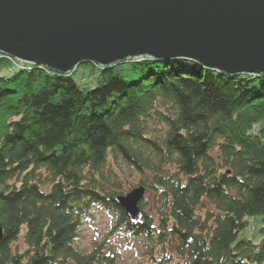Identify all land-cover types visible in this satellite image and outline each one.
<instances>
[{
  "label": "trees",
  "instance_id": "16d2710c",
  "mask_svg": "<svg viewBox=\"0 0 264 264\" xmlns=\"http://www.w3.org/2000/svg\"><path fill=\"white\" fill-rule=\"evenodd\" d=\"M9 62L0 55V264H116L105 250L117 234L148 243L147 264H264V73L183 58L65 74ZM118 158L160 199L157 225L116 204L126 191L107 169ZM95 208L113 225L82 252ZM257 227L259 243L245 235ZM20 236L26 249L13 250Z\"/></svg>",
  "mask_w": 264,
  "mask_h": 264
},
{
  "label": "water",
  "instance_id": "95a60500",
  "mask_svg": "<svg viewBox=\"0 0 264 264\" xmlns=\"http://www.w3.org/2000/svg\"><path fill=\"white\" fill-rule=\"evenodd\" d=\"M0 55L61 74L80 63L178 58L264 73V0H0ZM145 192L115 202L140 220Z\"/></svg>",
  "mask_w": 264,
  "mask_h": 264
},
{
  "label": "rangeland",
  "instance_id": "374dc122",
  "mask_svg": "<svg viewBox=\"0 0 264 264\" xmlns=\"http://www.w3.org/2000/svg\"><path fill=\"white\" fill-rule=\"evenodd\" d=\"M5 56L8 57L9 59L12 58L8 55ZM131 60H136V59H131ZM139 60H143V59H139ZM2 66L6 68L7 72H10L7 70L9 69L10 62L8 65L5 64V66L4 65ZM77 73L80 77H83V73H80L79 71H77ZM82 80L85 81L87 80V78H83ZM212 153L216 156V151H213ZM107 171L108 173L109 172L112 173L111 171L117 173L118 178L120 180L119 182L123 187V190L126 191V193L129 192L132 188L138 187L139 183L145 180L139 172H137L133 167L127 165L120 158H118L117 161H114L112 164H109ZM143 199L145 205L142 208V211L144 213L151 215L157 225L158 211L162 209L161 207L162 203L160 202V199L158 198L155 192L150 190L145 192ZM212 208H213L212 206L205 203L204 207L199 213L202 215L205 210H212ZM112 225H113V216L109 211L102 208L92 209L90 211L89 220L88 221L83 220L82 226L80 228L79 240L76 243L78 249L81 250L82 252L90 251L95 242L97 241L100 242L106 239V235ZM245 235L250 239H252L255 243H259L261 241V234L259 232V227H257L254 230L253 229L247 230ZM106 243H107L106 246L107 248L105 250V254H114L117 257L116 264H147L148 254L150 252L151 247L148 243L145 244L142 238L138 240H131V239L128 240L126 235L117 234L110 239H106ZM15 249L19 251H24L26 249L22 236H20L17 242L13 244V250ZM166 250L168 254L166 256V259H171L173 262L178 261V258H176V253H175V244L167 245ZM152 253L156 257L160 255L159 248L156 245H153Z\"/></svg>",
  "mask_w": 264,
  "mask_h": 264
},
{
  "label": "built area",
  "instance_id": "2783aa9c",
  "mask_svg": "<svg viewBox=\"0 0 264 264\" xmlns=\"http://www.w3.org/2000/svg\"><path fill=\"white\" fill-rule=\"evenodd\" d=\"M9 60H10V66H9V69H7V70L10 71V72H13L14 70H17L19 68L26 67V66H24L25 65L24 63H26V62H23L21 60H17V59H14V58H11Z\"/></svg>",
  "mask_w": 264,
  "mask_h": 264
},
{
  "label": "bare ground",
  "instance_id": "6f19581e",
  "mask_svg": "<svg viewBox=\"0 0 264 264\" xmlns=\"http://www.w3.org/2000/svg\"><path fill=\"white\" fill-rule=\"evenodd\" d=\"M18 60V59H17ZM83 64H85V63H80V64H77V65H75L74 66V68L70 71V72H72L74 69H76L78 66H81V65H83ZM217 71V70H216ZM70 72H68V73H70ZM253 74H256V73H253Z\"/></svg>",
  "mask_w": 264,
  "mask_h": 264
}]
</instances>
